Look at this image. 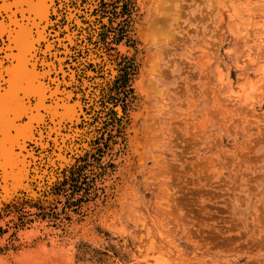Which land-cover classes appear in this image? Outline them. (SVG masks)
Instances as JSON below:
<instances>
[{"label": "rangeland", "instance_id": "1", "mask_svg": "<svg viewBox=\"0 0 264 264\" xmlns=\"http://www.w3.org/2000/svg\"><path fill=\"white\" fill-rule=\"evenodd\" d=\"M123 10L94 167L70 200L3 205L0 264H264V0Z\"/></svg>", "mask_w": 264, "mask_h": 264}, {"label": "snow or ice", "instance_id": "2", "mask_svg": "<svg viewBox=\"0 0 264 264\" xmlns=\"http://www.w3.org/2000/svg\"><path fill=\"white\" fill-rule=\"evenodd\" d=\"M125 5L0 0V211L87 179L123 102Z\"/></svg>", "mask_w": 264, "mask_h": 264}, {"label": "bare ground", "instance_id": "3", "mask_svg": "<svg viewBox=\"0 0 264 264\" xmlns=\"http://www.w3.org/2000/svg\"><path fill=\"white\" fill-rule=\"evenodd\" d=\"M168 16H166V18H167ZM154 20H156V19H154ZM156 21H158V20H156ZM167 22V21H166ZM151 25H153V24H151ZM118 49H119V52L120 53H122L123 51H125V47L123 46V44H118L117 46H116ZM120 115V114H119ZM33 196H34V194H33ZM5 204H7V202L5 203ZM14 213V212H13Z\"/></svg>", "mask_w": 264, "mask_h": 264}]
</instances>
